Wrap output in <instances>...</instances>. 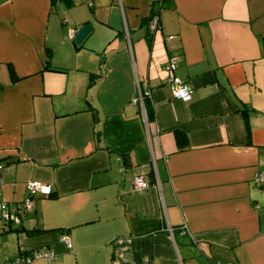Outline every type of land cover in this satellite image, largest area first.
Returning <instances> with one entry per match:
<instances>
[{"label":"crops","instance_id":"1","mask_svg":"<svg viewBox=\"0 0 264 264\" xmlns=\"http://www.w3.org/2000/svg\"><path fill=\"white\" fill-rule=\"evenodd\" d=\"M85 23L80 43L66 36ZM46 46L54 69L44 67ZM172 54L188 100L164 81ZM138 174L148 181L141 191L132 189ZM257 174L264 0H73L55 9L0 0V200L21 214L19 229L0 218V262L46 246L56 257L29 264H264ZM29 179L51 192L20 210Z\"/></svg>","mask_w":264,"mask_h":264},{"label":"built area","instance_id":"2","mask_svg":"<svg viewBox=\"0 0 264 264\" xmlns=\"http://www.w3.org/2000/svg\"><path fill=\"white\" fill-rule=\"evenodd\" d=\"M158 1L160 3L162 2V0H158ZM88 3H91V1H89ZM158 23H159V14L157 11H153L150 14L149 25H148V30L151 34L158 27ZM78 29L79 26L78 27L69 26L67 28V36L73 39ZM171 36L172 35H169V37ZM177 61H178L177 55L172 54L169 56L167 62L165 63L166 73L164 75V81L170 83L171 92L175 97L188 100L191 98L192 88L186 81H184L182 78H180L175 74L174 70L177 66ZM145 93L149 94V91L146 90ZM142 97L143 95L140 93L138 98L141 101H142ZM255 180L258 184L264 182V178L260 174L256 175ZM0 182H1V176H0ZM147 185H148V181L145 175L138 174L134 178V181L132 183V189L135 191H141L144 188H146ZM25 188H26L27 196L20 202L18 206L20 210H29L32 208V202H31L32 194L36 192L49 194L51 192V187L48 184L34 179L27 180L25 184ZM0 218L4 223V225L6 226H13L21 223V214L10 211L8 209L7 204L1 200H0ZM168 228L171 230L170 226H168ZM63 239L67 245H70L69 236L67 234H63ZM39 257L45 258L47 260H53L56 257V253L52 248L42 246L28 251H21L19 254H16L10 259H8L6 262H0V264H29L32 260ZM212 264H222V263L216 260L213 261Z\"/></svg>","mask_w":264,"mask_h":264},{"label":"trees","instance_id":"3","mask_svg":"<svg viewBox=\"0 0 264 264\" xmlns=\"http://www.w3.org/2000/svg\"><path fill=\"white\" fill-rule=\"evenodd\" d=\"M162 2H163V0H162ZM60 3H63L66 6H70V5H72L73 0H50V9H55ZM76 27H78V25ZM50 57H51V49L48 46H46V59H45V62H44V67H47V68L49 67V68H53L54 69V67L51 66V64H50ZM10 73H11V75H14V71H13L11 66H10ZM247 114L248 113L246 111L245 112L246 118H247ZM247 122H248V120L246 119V123ZM175 137H176V141H177L178 145L182 146V145H184L186 143V136H185V134L182 131L175 130ZM32 195H34V194H32ZM32 195H31V197H32ZM8 227H10V226H8ZM13 227H15V229H19L21 226H19V224H18V226L16 225V226H13Z\"/></svg>","mask_w":264,"mask_h":264},{"label":"water","instance_id":"4","mask_svg":"<svg viewBox=\"0 0 264 264\" xmlns=\"http://www.w3.org/2000/svg\"><path fill=\"white\" fill-rule=\"evenodd\" d=\"M90 30V25L88 23L80 25L79 29L77 30L74 40L77 43H80L84 36L89 32Z\"/></svg>","mask_w":264,"mask_h":264},{"label":"rangeland","instance_id":"5","mask_svg":"<svg viewBox=\"0 0 264 264\" xmlns=\"http://www.w3.org/2000/svg\"><path fill=\"white\" fill-rule=\"evenodd\" d=\"M71 26V25H70ZM66 36H67V32H66Z\"/></svg>","mask_w":264,"mask_h":264}]
</instances>
